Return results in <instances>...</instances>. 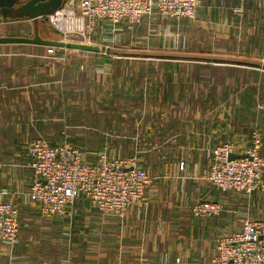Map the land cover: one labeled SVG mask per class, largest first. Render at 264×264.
Wrapping results in <instances>:
<instances>
[{"label": "crops", "instance_id": "crops-1", "mask_svg": "<svg viewBox=\"0 0 264 264\" xmlns=\"http://www.w3.org/2000/svg\"><path fill=\"white\" fill-rule=\"evenodd\" d=\"M92 36L98 51L0 44V200L19 208L20 221L18 243L0 241V264H211L219 235L242 221L237 226L238 193L207 179L210 151L226 141L245 148L258 127L264 157V99L257 97L253 119L241 118L235 81L213 74L225 64L194 59L264 60V0H201L193 18L99 21ZM253 85L261 79L240 90ZM67 126L90 163L101 151L136 156L153 178L147 205L120 219L79 197L64 219L43 214L29 199L28 146L35 138L61 142ZM201 200L225 208L196 217L192 206ZM244 213L264 218V191L244 201Z\"/></svg>", "mask_w": 264, "mask_h": 264}, {"label": "built area", "instance_id": "built-area-1", "mask_svg": "<svg viewBox=\"0 0 264 264\" xmlns=\"http://www.w3.org/2000/svg\"><path fill=\"white\" fill-rule=\"evenodd\" d=\"M201 0H66L55 12L46 15L66 40L77 43L95 32L97 22L116 26L124 20L140 24L146 15L157 14L169 19L193 18ZM104 38L106 33H104ZM75 37L80 40L67 39ZM53 48L50 52H53ZM110 69V70H109ZM103 68L102 74L112 69ZM68 126L61 142L35 138L28 146V166L35 180L29 199L42 213L64 219L79 197L88 199L92 207L106 216L125 218L129 208L147 205L145 197L153 178L139 165L136 156L119 157L101 151L95 163L86 160V152L71 142ZM263 134L255 127L250 142L242 148L236 141H226L210 151L212 161L207 179L223 192H236L250 198L264 191V157L261 154ZM233 154L241 156L231 158ZM182 166V165H181ZM222 201L201 200L192 206L196 217L219 215ZM19 208L0 200V241L14 246L19 241ZM211 264H264V218L242 220L233 232L219 235ZM68 264V263H66ZM199 264H204L203 262Z\"/></svg>", "mask_w": 264, "mask_h": 264}, {"label": "water", "instance_id": "water-1", "mask_svg": "<svg viewBox=\"0 0 264 264\" xmlns=\"http://www.w3.org/2000/svg\"><path fill=\"white\" fill-rule=\"evenodd\" d=\"M0 0V22L2 19L21 20L24 18L33 20L35 22V31L33 37L26 36H0V44H35L44 45L48 47L78 49L86 51H98L99 47L86 43H77L64 40H55L43 38L38 31V24L36 23L41 17L49 15L59 9L65 0ZM20 2V3H19ZM19 3V4H18ZM17 6L16 10L14 6ZM20 5V6H19ZM24 15V17H11L12 13ZM240 154H233L231 158L239 157Z\"/></svg>", "mask_w": 264, "mask_h": 264}, {"label": "rangeland", "instance_id": "rangeland-1", "mask_svg": "<svg viewBox=\"0 0 264 264\" xmlns=\"http://www.w3.org/2000/svg\"><path fill=\"white\" fill-rule=\"evenodd\" d=\"M16 8H17V6L15 5L14 9L16 10ZM19 15H21V14H18L17 12H15V13L13 12L11 14V17L17 18ZM19 17H24V15H21ZM36 23L38 24V31H39V34L41 37L49 38V39H55V40H66L64 33L60 32L52 24L49 17L43 16ZM34 31H35V22L33 20H30L27 18H24L21 20L2 19V22H0V33L1 34L4 33L7 36L33 37ZM67 39L76 40L77 38L69 37ZM77 40H80V39H77ZM85 40L94 42V41H96V38L94 36H90L86 39H83V41H85ZM70 42H74V41H70ZM22 44H26V43H22ZM87 44H89V43H87ZM90 45H93V44H90ZM48 49H52V47H48ZM55 49H57V48H55ZM204 56H206V55H204ZM201 58H202V60H198V59H194V60L213 62L212 61L213 59H223V60L253 62V63H257L261 66H264V60L259 61L257 59H253L252 57L232 56L231 54H227V53H219V54L216 53L213 56H207V57H201ZM186 59H189V58H186ZM203 59H205V60H203ZM155 60L161 61V63H163V61L172 62L169 60H163L160 57L159 58L157 57V59H155ZM148 62H152V60L149 59ZM263 69H264V67H263ZM243 121L244 120H241V123H243ZM246 124H247V121H246ZM238 195H239V197L237 196L238 197V203H237V208H236V210H237L236 221H237V226H240V222L243 219H246L248 217V215L246 213H244V201H246L248 198L246 196H242L240 194H238ZM241 224H242V222H241Z\"/></svg>", "mask_w": 264, "mask_h": 264}, {"label": "trees", "instance_id": "trees-1", "mask_svg": "<svg viewBox=\"0 0 264 264\" xmlns=\"http://www.w3.org/2000/svg\"><path fill=\"white\" fill-rule=\"evenodd\" d=\"M212 61L216 62L217 64H225L224 66L218 65L216 67H213V74L215 75V77L220 79L222 83H226L228 79L235 81L236 91L238 92L237 97L241 102H244L245 105L240 111V117L246 118L247 121L253 119L250 114H252L253 116V113L257 108L258 105L257 97L259 96L260 99L261 98L264 99V84L262 85V80H264V73L261 74V72L257 70L262 66L257 63H247L244 61H233V60H223V59H213ZM234 64L249 65L252 66L253 69L251 70L236 69L235 66H233ZM260 79H261L260 88H257L256 86L253 85L247 87L245 90L242 89L240 90L241 88L240 85H243L245 83H252Z\"/></svg>", "mask_w": 264, "mask_h": 264}, {"label": "flooded vegetation", "instance_id": "flooded-vegetation-1", "mask_svg": "<svg viewBox=\"0 0 264 264\" xmlns=\"http://www.w3.org/2000/svg\"><path fill=\"white\" fill-rule=\"evenodd\" d=\"M27 1V0H26ZM26 1H24L23 3H25Z\"/></svg>", "mask_w": 264, "mask_h": 264}]
</instances>
